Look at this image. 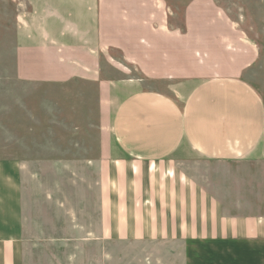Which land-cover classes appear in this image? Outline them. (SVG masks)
<instances>
[{"label":"crops","instance_id":"1","mask_svg":"<svg viewBox=\"0 0 264 264\" xmlns=\"http://www.w3.org/2000/svg\"><path fill=\"white\" fill-rule=\"evenodd\" d=\"M97 8L95 44L17 46L14 85L84 81L100 91L114 86L103 68H136L189 88L182 100L132 91L102 126L101 237L168 242L183 264H264V100L246 77L259 50L213 0L190 1L181 26L168 0H97ZM9 116L16 136L20 117ZM111 137L122 157L112 155ZM188 149L218 166L251 165L252 182L232 189L213 172L208 191L176 165L175 153ZM17 150L0 148V264L23 260L27 162Z\"/></svg>","mask_w":264,"mask_h":264},{"label":"rangeland","instance_id":"2","mask_svg":"<svg viewBox=\"0 0 264 264\" xmlns=\"http://www.w3.org/2000/svg\"><path fill=\"white\" fill-rule=\"evenodd\" d=\"M190 1L168 0L172 23L183 24ZM213 1L259 50L246 77L264 100V0ZM97 12V0H0V148L13 155L19 147L17 155L27 162L22 264H183L181 249L168 242L101 237L99 138L108 137L102 126L126 94L153 88L182 100L189 88L146 80L136 68L127 75L103 68L114 86L100 91L84 81L70 88L14 85L17 46L95 44ZM14 112L20 117L16 136L6 119ZM109 142L112 155L122 157L112 137ZM174 158L208 191L218 183L209 179L213 172H223L224 186L232 189L252 182L251 165L218 166L192 149Z\"/></svg>","mask_w":264,"mask_h":264}]
</instances>
